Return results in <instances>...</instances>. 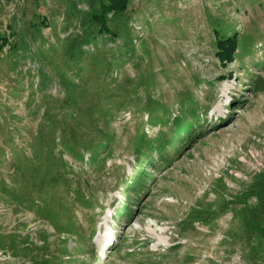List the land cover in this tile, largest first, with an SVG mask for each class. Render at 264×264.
Masks as SVG:
<instances>
[{"label": "rangeland", "instance_id": "rangeland-1", "mask_svg": "<svg viewBox=\"0 0 264 264\" xmlns=\"http://www.w3.org/2000/svg\"><path fill=\"white\" fill-rule=\"evenodd\" d=\"M89 4L0 0V264H264V0Z\"/></svg>", "mask_w": 264, "mask_h": 264}, {"label": "trees", "instance_id": "trees-1", "mask_svg": "<svg viewBox=\"0 0 264 264\" xmlns=\"http://www.w3.org/2000/svg\"><path fill=\"white\" fill-rule=\"evenodd\" d=\"M86 2L90 3L89 11H87L88 19L83 24H87L88 27H96V33L106 36L111 42H115L117 40L115 38L116 33L111 29L110 25L112 22L124 18L129 12L132 0H86ZM78 12H80V10H78ZM53 15L56 16V14ZM110 16L112 19L109 18ZM50 19H52L50 16H40L37 19L38 22L36 21L32 25L33 29L36 31L32 34V44L45 43V39L41 41L38 40V35L36 33H40L43 28L51 27ZM8 28L10 29V33L7 31L0 33V55L4 53L6 47L10 48L9 51L11 53H19L20 42L18 41V38H26L25 35L19 36L13 26L9 25ZM218 29L219 28H216V31L220 33ZM221 35H224V33L222 32ZM11 37L16 38L14 42L10 41ZM23 43H25V46L22 49L23 53H31L33 50L32 45L26 42ZM83 44L88 46L94 43H88L85 40ZM237 47V40L235 37H219L217 50L221 61L226 64L235 61ZM81 48H83L82 45ZM150 112H152V110H150ZM185 120L186 118L183 119V121ZM144 155L146 154L143 153L139 157Z\"/></svg>", "mask_w": 264, "mask_h": 264}]
</instances>
